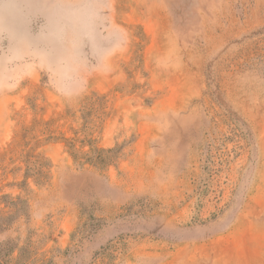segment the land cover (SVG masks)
<instances>
[{
    "label": "rangeland",
    "instance_id": "rangeland-1",
    "mask_svg": "<svg viewBox=\"0 0 264 264\" xmlns=\"http://www.w3.org/2000/svg\"><path fill=\"white\" fill-rule=\"evenodd\" d=\"M2 264H264V0H0Z\"/></svg>",
    "mask_w": 264,
    "mask_h": 264
},
{
    "label": "trees",
    "instance_id": "trees-1",
    "mask_svg": "<svg viewBox=\"0 0 264 264\" xmlns=\"http://www.w3.org/2000/svg\"><path fill=\"white\" fill-rule=\"evenodd\" d=\"M0 264H2V262L0 261Z\"/></svg>",
    "mask_w": 264,
    "mask_h": 264
}]
</instances>
